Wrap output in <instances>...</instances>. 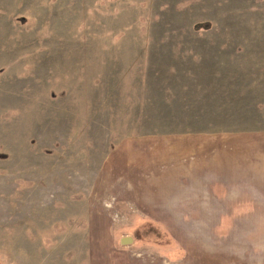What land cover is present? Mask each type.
Instances as JSON below:
<instances>
[{"label":"rangeland","instance_id":"rangeland-1","mask_svg":"<svg viewBox=\"0 0 264 264\" xmlns=\"http://www.w3.org/2000/svg\"><path fill=\"white\" fill-rule=\"evenodd\" d=\"M258 129L264 0H0V264H264V182H157L164 136Z\"/></svg>","mask_w":264,"mask_h":264},{"label":"crops","instance_id":"crops-1","mask_svg":"<svg viewBox=\"0 0 264 264\" xmlns=\"http://www.w3.org/2000/svg\"><path fill=\"white\" fill-rule=\"evenodd\" d=\"M262 136L260 129L164 136L160 148L161 167L167 169L160 171L159 189L168 195L167 198L177 200L176 212L179 214L195 213L185 210L179 200L201 198L197 194L199 191H214L213 195L202 197L222 199L225 207L236 209L219 213H248L243 209L251 208L250 200L260 198V183L264 182V175H260ZM132 185L135 187V183ZM135 190L138 195L147 191L151 197L162 199L160 193H152L153 188Z\"/></svg>","mask_w":264,"mask_h":264},{"label":"water","instance_id":"water-1","mask_svg":"<svg viewBox=\"0 0 264 264\" xmlns=\"http://www.w3.org/2000/svg\"><path fill=\"white\" fill-rule=\"evenodd\" d=\"M131 240H130V238H125V239H123L122 240V243L124 244V243H129Z\"/></svg>","mask_w":264,"mask_h":264}]
</instances>
